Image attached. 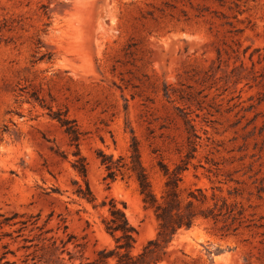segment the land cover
<instances>
[{
    "label": "rangeland",
    "instance_id": "obj_1",
    "mask_svg": "<svg viewBox=\"0 0 264 264\" xmlns=\"http://www.w3.org/2000/svg\"><path fill=\"white\" fill-rule=\"evenodd\" d=\"M227 5L214 0H0V222L13 214L15 222L39 215L38 225L46 222L44 230L50 231L43 236L64 241L66 226L65 233L84 249L72 243L61 248L57 242L58 264H80L94 251L114 247L103 225L114 205L135 229L137 254L155 238L157 223L143 208L134 179L104 180L98 156L127 158L135 137L159 197L164 178L157 161L172 169L183 158L186 118L195 127L190 140L196 150L182 174V196L196 188L208 197L214 192L239 203L258 228L221 239L211 222L198 220L173 236L159 264H245L250 256L259 264L264 0H240L238 11ZM54 112L74 121L81 134L77 146L52 118ZM77 153L86 164L92 204L77 194L85 189L72 167ZM19 227L4 226L0 236L16 237ZM30 228L22 232L33 239L30 243L2 240L11 251L38 244L15 257L8 254L9 264H23L24 255L34 250L35 261L43 254L34 238L39 232Z\"/></svg>",
    "mask_w": 264,
    "mask_h": 264
},
{
    "label": "trees",
    "instance_id": "obj_2",
    "mask_svg": "<svg viewBox=\"0 0 264 264\" xmlns=\"http://www.w3.org/2000/svg\"><path fill=\"white\" fill-rule=\"evenodd\" d=\"M239 1L240 0H214V2L218 3L221 7H225L228 3L227 9L229 11L233 9H237L238 11L240 6ZM238 13L242 14L244 11ZM234 32L240 33L241 30H234ZM51 115L52 118L58 122L59 126L63 128L70 143L77 146L81 134L74 125V121L69 120L60 112H54ZM182 121L188 134V148L183 158H180L172 169H169L162 160L157 161L159 171L164 178L163 189L159 197L152 191L148 173L141 163L139 143L135 137H131L127 158L119 156L116 160H113L112 156H106L102 153L99 154V163L104 167L106 172L104 180L108 179L112 182L116 180L117 177L122 180L125 178L134 179L143 208L151 211L157 223V233L155 238L148 241L140 252L134 254L135 229L128 223L123 211L117 209L113 205L109 209V217L103 220V225L104 231L113 239L114 247L111 249L102 248L96 250L93 252L94 256L92 259L86 258L85 261L80 264H159L166 259V249L173 236L179 230H189L198 220L211 222L215 235L219 236L221 239L230 236L236 237L242 230L251 231L253 228H258L252 220L245 217V210L239 203L235 201L228 202L227 199L217 196L214 192L208 197L204 190L196 188L194 190H188L185 196H182L180 190L182 174L187 170L188 164L190 160L194 158V152L196 150L195 144L190 140L191 137H196L195 127L189 119L182 118ZM75 156L78 157V153L75 154ZM72 167L78 175L82 177L85 183L84 190L81 188L77 190L78 196L87 203L92 204L95 198L86 181L87 169L84 159L78 157ZM228 194L235 195V197L239 195L238 193L232 194L231 192ZM249 217L252 218L253 215ZM16 218L17 214H13L10 217H5L3 221L0 222V229L4 226L12 227L18 224L20 225L19 228L13 231L17 234L16 237H12V233H3L0 236L1 264H9L6 260L8 254L15 257L17 251H27L31 247H38V244H31L28 246L22 245L16 248L15 251H11L8 248L9 242L2 243L4 238H8L12 242H15L16 238H21V241L25 244L32 242L33 239L25 237L22 234L28 227H31L29 232L34 230L39 232L34 238L42 244L38 250L42 251L43 254L35 261L37 250H34L32 253H27L22 260L23 264H27L28 258H30L32 264H37L39 262L44 264H58L59 258L56 256L58 250L57 242L61 244V248H64L67 243H72L74 248L84 249V245L78 243L73 235L65 233L67 229L66 226H62V233L65 234L66 238L65 241L64 239L54 236L46 239L43 235L50 231L44 230L46 222L42 225H38L39 215L30 217V219H33L23 222H15ZM59 228L60 226L57 227V230H59ZM261 236L263 239L259 241L261 247L257 249L259 256L256 258V261L259 264H264V234H261ZM45 242H49L48 245L45 246ZM63 251L64 250H62V252ZM250 258L244 259L245 264H252ZM70 259H72L71 256Z\"/></svg>",
    "mask_w": 264,
    "mask_h": 264
},
{
    "label": "water",
    "instance_id": "obj_3",
    "mask_svg": "<svg viewBox=\"0 0 264 264\" xmlns=\"http://www.w3.org/2000/svg\"><path fill=\"white\" fill-rule=\"evenodd\" d=\"M183 230V229H182ZM180 231V230H179Z\"/></svg>",
    "mask_w": 264,
    "mask_h": 264
}]
</instances>
